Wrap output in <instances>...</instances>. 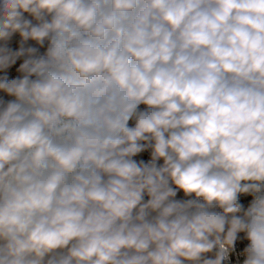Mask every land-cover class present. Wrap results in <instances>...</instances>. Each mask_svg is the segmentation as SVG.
I'll return each mask as SVG.
<instances>
[{
  "label": "clouds",
  "instance_id": "9594fccd",
  "mask_svg": "<svg viewBox=\"0 0 264 264\" xmlns=\"http://www.w3.org/2000/svg\"><path fill=\"white\" fill-rule=\"evenodd\" d=\"M0 264H264V0H0Z\"/></svg>",
  "mask_w": 264,
  "mask_h": 264
}]
</instances>
